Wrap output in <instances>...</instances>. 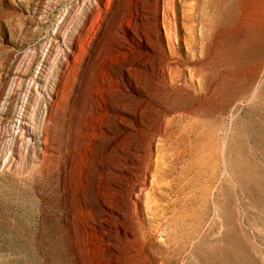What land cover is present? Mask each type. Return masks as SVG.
Masks as SVG:
<instances>
[{
    "label": "rangeland",
    "instance_id": "1",
    "mask_svg": "<svg viewBox=\"0 0 264 264\" xmlns=\"http://www.w3.org/2000/svg\"><path fill=\"white\" fill-rule=\"evenodd\" d=\"M93 1L0 0V264H264V0H186L168 39ZM146 137L169 171L137 239L110 206Z\"/></svg>",
    "mask_w": 264,
    "mask_h": 264
},
{
    "label": "bare ground",
    "instance_id": "2",
    "mask_svg": "<svg viewBox=\"0 0 264 264\" xmlns=\"http://www.w3.org/2000/svg\"><path fill=\"white\" fill-rule=\"evenodd\" d=\"M185 1L186 0H125V2H122L119 7L117 6V12L121 14V25L125 22H129L132 26H134L133 21L138 15L137 13L139 10H148L151 14L153 22L156 23L158 21L157 16L159 15L161 9V23L168 39L170 37L168 27L170 18L168 15L174 16V13L176 12V5L178 6V4L180 6L181 15H184L183 9L185 8ZM110 2H112V0H94L93 4L88 5L86 9L87 15L82 18V23H86L89 18L98 12L95 8V3H97L98 6H103V9H100L101 11L99 14L103 20L107 19ZM193 6L194 4L192 2L187 8L193 12ZM69 56L70 53L68 54V57ZM160 69H163V67ZM45 105L44 112L49 116L51 112L50 97H48V102L45 103ZM25 122V115L20 113L15 120L17 131L15 135H13L14 143L21 142L25 138L39 144L42 143L39 135L34 134V132L24 130ZM162 150L164 149L162 147L160 150L159 144H157L156 148H153V140L150 137H146L145 141H143L140 145H134L130 148L127 154L122 155L123 169L128 173V176L131 178V182L124 190L123 196H121V199L117 201V204L115 206H110V214L116 220L123 219L121 225L122 228L125 224L128 225L129 231H125V236L132 235L133 237L140 239V235H146L141 224L143 212L142 202L145 203V213L152 220H155L159 216L158 213L162 210L158 209V206L153 204L155 188H157L162 181L161 175H164V173L168 170V166L165 164V154L161 152ZM177 154V159L181 161L183 154ZM151 169L152 172L150 171ZM143 197L146 201L142 200ZM146 203H148V206ZM155 223L156 228L161 229L159 223Z\"/></svg>",
    "mask_w": 264,
    "mask_h": 264
}]
</instances>
